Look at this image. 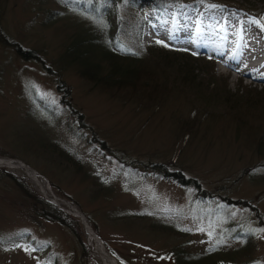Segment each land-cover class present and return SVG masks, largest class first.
<instances>
[{"label": "rangeland", "instance_id": "rangeland-1", "mask_svg": "<svg viewBox=\"0 0 264 264\" xmlns=\"http://www.w3.org/2000/svg\"><path fill=\"white\" fill-rule=\"evenodd\" d=\"M167 1L155 9L117 0L115 14L111 7L98 18L104 0H0V159L34 170L82 217L47 201L22 170L0 166V264H105L87 229L118 264H175L170 251L182 243L193 254L216 248L238 264H264V75L239 77L216 57L144 37L168 6L233 11L264 25V0ZM73 25L117 51L134 49L139 29L141 46L186 50L212 67L191 66L198 91L155 65L149 82H164L161 91L92 88L61 60ZM158 166L197 189L147 175ZM45 204L60 221L43 217Z\"/></svg>", "mask_w": 264, "mask_h": 264}, {"label": "trees", "instance_id": "trees-1", "mask_svg": "<svg viewBox=\"0 0 264 264\" xmlns=\"http://www.w3.org/2000/svg\"><path fill=\"white\" fill-rule=\"evenodd\" d=\"M130 6L135 5L136 2L141 0H125ZM148 1L155 9L165 6L169 1L167 0H146ZM189 0H182L186 2ZM194 1V0H192ZM106 6L102 10L94 9V16L98 18L106 17L110 15L111 7L114 8L112 11L116 13L115 7L117 0H104ZM109 5V6H108ZM109 19V18H108ZM118 21V18L116 17ZM119 22V21H118ZM75 25V24H74ZM73 32L69 38L68 43L64 46L62 51L61 60H64L66 65H73L77 68V75L79 78L83 79L88 83L92 88H99L106 92H118L121 90H128L131 94H134L137 88H140L143 92L147 89V86H151V89L156 90L163 88L164 82H149L150 78L154 75L153 65L166 69L170 68L174 72L172 73L173 79L171 82L179 84H188L190 87L193 86V89L198 91L202 83L197 81V78L193 73L195 72L193 64H200L204 70L211 68L209 63L203 59L194 57L193 54L179 49H174L168 47L164 44L154 42L148 46H141L139 42V29L136 32V42L138 43L134 49L129 48L128 50L117 51L113 48H107L99 40L100 35L96 31H91L89 28L84 26H74ZM102 36V35H101ZM96 38L99 40L100 46L95 45ZM3 44L7 45V42L4 41ZM10 44V43H9ZM11 46L17 53L19 51L18 44L11 42ZM95 46V47H94ZM28 59L42 61L40 57L35 52H28ZM202 61V62H201ZM207 62V63H203ZM151 63V64H150ZM48 74L58 75L59 73H53L48 68H44ZM170 71V70H168ZM207 72V71H206ZM62 82L57 83V89L62 87ZM212 85L211 82H207L206 85ZM192 85V86H191ZM251 97V96H249ZM259 96L254 97V101ZM258 100V99H257ZM251 103V102H250ZM247 105V104H246ZM252 110V109H251ZM257 153L260 157H264V141H261L257 146ZM263 163L261 166H264V158H261ZM153 169L147 175L152 177L155 180H165L168 181L180 188L192 187L197 189V184L192 182L190 183L189 179H185L179 173H168L164 170V167ZM143 176H146V173L143 172ZM210 197H213L210 195ZM197 199V197H196ZM200 199V196L199 198ZM244 203H247L244 202ZM50 211L44 213L43 217L50 221H60L57 217L58 213L54 211L53 208L46 205ZM57 214V215H56ZM256 216V215H255ZM163 230H167L166 227H162ZM168 230H171L168 228ZM175 234H184L179 232V230H171ZM185 235V234H184ZM187 243H182L178 246H175L171 249L170 255L172 256L175 264H234L232 258L229 255L232 253H221L216 248H210L202 251V253L193 254L187 249ZM243 245L240 253H250L252 250V245L249 241H242ZM229 254V255H228ZM250 262H243L241 264H251ZM238 264V263H236ZM240 264V263H239Z\"/></svg>", "mask_w": 264, "mask_h": 264}, {"label": "bare ground", "instance_id": "bare-ground-1", "mask_svg": "<svg viewBox=\"0 0 264 264\" xmlns=\"http://www.w3.org/2000/svg\"><path fill=\"white\" fill-rule=\"evenodd\" d=\"M163 12L160 18L155 19V25L145 29L146 41L162 38L173 45H185L196 51L208 52L219 60L220 70L234 72L239 77L264 75V25L259 21L233 11L221 13L201 5L195 8L168 6ZM0 166L22 170L42 197L54 204L64 205L73 216L82 219L75 209L54 195L43 177L22 162L1 161ZM87 230L91 243L95 244L96 254L102 261L105 264H118L105 252L97 236L90 229Z\"/></svg>", "mask_w": 264, "mask_h": 264}]
</instances>
